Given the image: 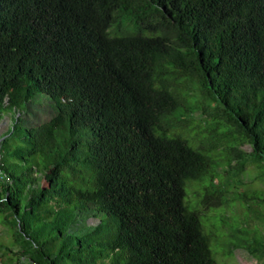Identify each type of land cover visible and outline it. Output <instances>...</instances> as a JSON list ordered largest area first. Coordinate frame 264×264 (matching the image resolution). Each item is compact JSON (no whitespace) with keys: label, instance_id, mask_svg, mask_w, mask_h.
Wrapping results in <instances>:
<instances>
[{"label":"trees","instance_id":"1","mask_svg":"<svg viewBox=\"0 0 264 264\" xmlns=\"http://www.w3.org/2000/svg\"><path fill=\"white\" fill-rule=\"evenodd\" d=\"M8 115L0 212L26 262L217 264L185 185L221 159L264 176V0H0Z\"/></svg>","mask_w":264,"mask_h":264},{"label":"rangeland","instance_id":"2","mask_svg":"<svg viewBox=\"0 0 264 264\" xmlns=\"http://www.w3.org/2000/svg\"><path fill=\"white\" fill-rule=\"evenodd\" d=\"M111 30L120 32L115 27ZM43 100L47 102L46 98ZM39 108L37 107L35 111L39 112ZM49 117L50 114L46 111L38 119ZM26 121H29V118ZM10 122L11 117L8 115L6 121L0 124V136L6 131ZM206 124L207 117L188 121L186 123L188 129L184 130V136L197 147L205 145L209 137ZM216 148L218 152L225 151L223 144H218ZM242 148L247 152L251 150L246 142L242 144ZM222 156L226 157L224 153ZM221 161L223 165L215 171L216 176L213 180L217 186L210 184L208 179L188 180L185 185V202L191 205L192 209L196 208L199 211L202 230L210 236L209 247L217 264H264V254L253 256L247 252L253 236L264 240V227L261 224L262 220L259 219L264 214V203L254 199V197L258 199L264 197L262 166L260 167V162L256 164L250 159L243 170L235 171L224 162V159ZM235 163L233 160L232 165ZM4 217L5 213L0 212V264H18L22 259L21 255L16 253L18 248L16 243L19 242L14 241L13 229ZM96 220L92 216L83 215L79 226L92 225ZM71 227L74 229L76 224H72ZM97 264H108V262L99 260Z\"/></svg>","mask_w":264,"mask_h":264},{"label":"built area","instance_id":"3","mask_svg":"<svg viewBox=\"0 0 264 264\" xmlns=\"http://www.w3.org/2000/svg\"><path fill=\"white\" fill-rule=\"evenodd\" d=\"M19 261H20V263H18V264H31V263L26 262V260L23 257Z\"/></svg>","mask_w":264,"mask_h":264},{"label":"bare ground","instance_id":"4","mask_svg":"<svg viewBox=\"0 0 264 264\" xmlns=\"http://www.w3.org/2000/svg\"><path fill=\"white\" fill-rule=\"evenodd\" d=\"M165 133V132H164ZM7 262V261H6Z\"/></svg>","mask_w":264,"mask_h":264}]
</instances>
